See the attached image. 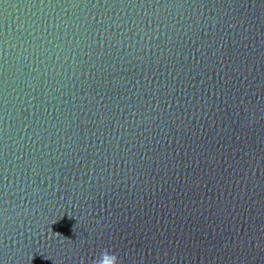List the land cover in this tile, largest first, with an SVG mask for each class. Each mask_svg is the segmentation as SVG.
<instances>
[{"label":"water","instance_id":"1","mask_svg":"<svg viewBox=\"0 0 264 264\" xmlns=\"http://www.w3.org/2000/svg\"><path fill=\"white\" fill-rule=\"evenodd\" d=\"M264 264V0H0V264Z\"/></svg>","mask_w":264,"mask_h":264},{"label":"clouds","instance_id":"2","mask_svg":"<svg viewBox=\"0 0 264 264\" xmlns=\"http://www.w3.org/2000/svg\"><path fill=\"white\" fill-rule=\"evenodd\" d=\"M100 254L105 256V264H118L117 256L110 253L107 249L102 250Z\"/></svg>","mask_w":264,"mask_h":264}]
</instances>
